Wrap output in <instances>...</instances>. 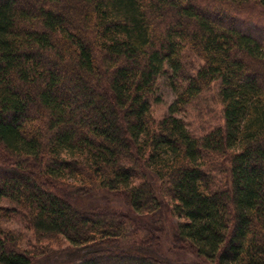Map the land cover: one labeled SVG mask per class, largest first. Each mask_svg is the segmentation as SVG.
I'll return each instance as SVG.
<instances>
[{"label": "trees", "instance_id": "trees-1", "mask_svg": "<svg viewBox=\"0 0 264 264\" xmlns=\"http://www.w3.org/2000/svg\"><path fill=\"white\" fill-rule=\"evenodd\" d=\"M210 87L221 124L194 136L176 114ZM1 200L48 245L0 228V264L59 238L62 264H173L147 226L163 212L200 264H264V0H0Z\"/></svg>", "mask_w": 264, "mask_h": 264}, {"label": "rangeland", "instance_id": "rangeland-1", "mask_svg": "<svg viewBox=\"0 0 264 264\" xmlns=\"http://www.w3.org/2000/svg\"><path fill=\"white\" fill-rule=\"evenodd\" d=\"M174 97V93L168 85L167 77H161L157 82V88L154 96L157 101H153L151 104V114L155 121L168 114V107L173 102ZM176 116L184 120L188 130L194 136H199L216 125L221 124V106L216 98V93L213 87L205 90L198 100L191 103L184 112L178 113ZM89 202H92V208H96L105 213L128 214L127 210L123 206V203L117 197L106 198L91 196L89 199L85 197L82 201L81 207L86 208L87 205H89ZM10 208H14V206L7 201H0L1 229L12 232L13 235L19 239V243L24 250L34 251L35 249L36 251V249L41 246L48 245L46 243H36L32 233L26 227L23 218L9 212V210H6ZM156 221L158 224L156 227L155 224H151V219L148 220L149 225L147 226H152L156 229V231L161 230L160 232H152L150 234L154 237V242L157 244V246L154 245L156 251H153V254L158 257V259L168 260L173 264H200V261L197 259L192 250L188 248L174 249V246L171 243V235L172 227L175 223H177L175 218H170L167 213L163 212L161 216L156 219ZM134 224V227L128 229L129 232L134 229L135 235L131 236L132 233H129L131 236L129 237H133L132 241H140L146 238L147 234L146 231L142 229V226H140L139 223ZM159 227L161 229H159ZM121 244L123 245L122 247L130 246V244ZM50 245L53 253L47 257H37L33 264H62L68 253L74 251L72 249L73 247L63 238H59L58 240L51 242Z\"/></svg>", "mask_w": 264, "mask_h": 264}]
</instances>
